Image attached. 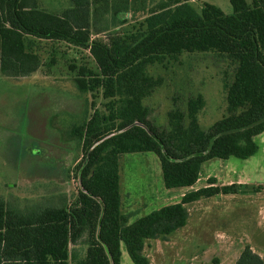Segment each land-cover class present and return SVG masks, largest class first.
<instances>
[{"label": "trees", "instance_id": "16d2710c", "mask_svg": "<svg viewBox=\"0 0 264 264\" xmlns=\"http://www.w3.org/2000/svg\"><path fill=\"white\" fill-rule=\"evenodd\" d=\"M68 1L53 11L40 0H0V76L31 75L44 64L42 41L66 42L87 49L92 61L69 65L76 88L105 100L103 109L92 101L91 113L70 129L82 152L73 199L20 208L0 196V264H119L121 242L134 264H149L145 240L184 226L186 204L238 193L240 184L218 185L208 177L178 202L127 223L120 210L119 157L154 152L164 186L177 188L192 186L208 159H244L257 151L253 138L264 130V0H229L231 13L208 2L197 11L191 0ZM101 20L104 26H96ZM131 20L129 30L92 37L93 30ZM194 52H213L232 65L226 113L200 128L204 99L197 94L187 99L186 111L170 109L167 129H159L142 103L159 83L147 66ZM54 62L52 54L48 63ZM234 264L264 262L246 244Z\"/></svg>", "mask_w": 264, "mask_h": 264}, {"label": "rangeland", "instance_id": "374dc122", "mask_svg": "<svg viewBox=\"0 0 264 264\" xmlns=\"http://www.w3.org/2000/svg\"><path fill=\"white\" fill-rule=\"evenodd\" d=\"M48 10L60 11L68 0H40ZM249 1V0H248ZM199 11L208 2L232 12L229 0H191ZM111 19V18H110ZM141 19V18H140ZM97 22L96 26H104ZM110 22V21H109ZM132 20L93 30L92 37L107 31H126ZM44 64L23 78L0 76V196L16 207L59 203L76 195L75 165L82 152L71 127L91 113V102L103 109L100 94L92 97L78 90L75 72L69 65H91L87 49L66 42H41ZM54 54L55 62L48 63ZM232 65L213 52L182 53L162 63L147 66L159 83L142 103L159 129H167V112L186 111L189 97L203 96L197 113L200 128H208L225 113V85L232 78ZM257 151L247 158L214 157L202 162L199 176L191 187L166 188L154 152H129L119 157L121 213L127 223L152 210L179 201L181 191H191L214 177L216 184L236 182L240 191L202 197L186 204V224L165 238L145 240L143 253L149 264H234L248 244L264 262V130L253 138ZM255 187H260L254 191ZM166 192L169 197L164 198ZM164 195V196H163ZM119 264H134L125 244L120 243Z\"/></svg>", "mask_w": 264, "mask_h": 264}, {"label": "crops", "instance_id": "0c3cea01", "mask_svg": "<svg viewBox=\"0 0 264 264\" xmlns=\"http://www.w3.org/2000/svg\"><path fill=\"white\" fill-rule=\"evenodd\" d=\"M193 1V0H192ZM189 187H191V186H189ZM166 192H168V191H164V193L163 194H165V196H164V198H167V197H169L168 195H167V193ZM186 191H181L178 195H177V197H179V200L181 199V196L185 193Z\"/></svg>", "mask_w": 264, "mask_h": 264}]
</instances>
